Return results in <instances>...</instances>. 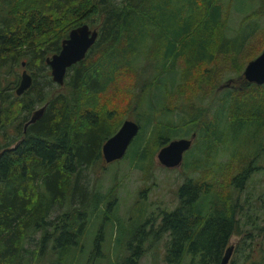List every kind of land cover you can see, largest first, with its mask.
I'll return each mask as SVG.
<instances>
[{
	"label": "trees",
	"instance_id": "trees-1",
	"mask_svg": "<svg viewBox=\"0 0 264 264\" xmlns=\"http://www.w3.org/2000/svg\"><path fill=\"white\" fill-rule=\"evenodd\" d=\"M256 3L231 37L230 6L220 0H0V150L17 142L0 154V264H37L48 250L57 253L50 264H67L70 248L85 231L86 212L88 220L102 202L115 201L112 186L107 193L92 191L80 184L78 173L103 160L101 145L119 127L114 109L98 101L120 73L132 79L130 108L136 110L145 97L148 105V112H136L139 130L123 157L142 168L172 137L196 136L183 156L189 174L177 187V203L160 212L154 230L156 218L148 230L145 221L134 226L126 253L113 264H139L146 239L163 233L169 235L168 264H219L233 234L239 237L227 264H238L240 258V264H264V245L257 241L264 231V188L244 202L232 192L217 195L215 169L206 166L211 154L233 144L227 162L237 169L228 181L238 191L263 168L257 159L264 151V82L242 76L246 63L264 47L259 22L264 0ZM82 23L96 28L98 37L84 58L67 68L63 83H56L45 57ZM23 63L32 82L18 95L20 78L11 81L1 72L15 76L16 66ZM171 73L175 79L167 85L164 79ZM159 87L163 91L156 105L152 96ZM36 105H44V111L24 130ZM153 109L180 115L160 118ZM253 142L251 152H238L239 146ZM74 181L84 191L82 199L92 192L79 205L68 198ZM63 203L70 208L51 217L56 204ZM244 203L251 207L249 213L243 211ZM101 237L102 226L93 251ZM31 243L36 246L28 248Z\"/></svg>",
	"mask_w": 264,
	"mask_h": 264
},
{
	"label": "rangeland",
	"instance_id": "rangeland-1",
	"mask_svg": "<svg viewBox=\"0 0 264 264\" xmlns=\"http://www.w3.org/2000/svg\"><path fill=\"white\" fill-rule=\"evenodd\" d=\"M220 1L230 6L227 35L232 37L237 32L240 18L254 6L256 7L257 0ZM259 22L260 26H264V17L260 18ZM23 69H26L28 72L30 71L23 63L16 66L15 76L10 77V74L5 71L1 72V74L3 77L7 79L10 78L11 81H14L16 78H20ZM167 76L168 78H165L164 81L167 85H171L175 79L174 74L171 73ZM131 83L132 79L130 74L120 73L114 85L111 87V84L109 88L99 96V106L108 107L107 109H114L113 120L115 122L120 120L117 125H120L122 120L126 117H131L136 120L138 116L136 113L137 111L147 110L148 112L146 97L136 110L130 108V105L131 107L133 105L129 99ZM136 89L137 87L135 86L133 90ZM162 91L163 87L154 89V94L152 96L153 104L156 103L157 105L158 102L161 101ZM133 100L134 98H132V101ZM216 105L217 102L215 101L211 108L213 109ZM40 106L42 105H36L34 109ZM153 110L154 116L160 118L167 117L176 120L180 115L177 112L171 114L167 111L160 112L158 109ZM223 112L225 111L223 110ZM224 121L223 119L222 123H224ZM195 136L196 133L189 132L187 135H176L172 138L192 137L191 146L187 149L189 150L195 141ZM262 138L264 139V132ZM240 142L241 139L238 140V143ZM232 147L233 144L228 150L221 149L215 156L211 154L207 160L206 166H208V169H215V173L212 175L213 190L220 196H226L229 192H232L234 195L240 196L241 202H244L246 199H244L245 196L254 200V196L264 188V151L261 153V155L263 154L262 157L257 159V163L262 165L263 168L254 175L252 174L244 190L238 191L231 188L228 181L230 175L237 169L235 165L227 162L231 159L228 153ZM254 147V142L252 145L245 144L238 147V152L240 154H248L246 151L253 150ZM159 148L160 147L155 150L150 159L142 164V168L136 164V161H130L128 158L122 156L110 162L102 160L97 163L88 164L80 170L78 173L80 184H88V187L93 189L92 191H98L101 194L107 193L109 187L112 186L111 188L116 198L115 201L109 205L102 202L97 210H93L90 213L88 220L86 218L88 211L86 212L84 215L85 220L82 222V227L85 228V231L81 239L70 248L71 254L69 255L70 259L67 264H113L115 260L119 257L121 258L126 253L125 246L130 240L129 231L134 226L142 224L145 221L146 223L144 226L148 230L151 220L156 218L157 221H154L153 225L154 230V227L159 221L160 212L162 213L164 210H170L175 206L177 203V187L185 176L189 174V170L182 165L184 161L183 157L178 165L172 167L161 164L156 157ZM187 150L183 152V156ZM190 154V152L187 153V155ZM202 154L204 155V153ZM234 161L236 164V157H234ZM191 174H193V172H191L190 175ZM77 181H74L75 184L71 191L70 187L68 189V191H70V193H68V198L72 199V201H70L72 205H79L80 203L86 202L92 193L89 191V194H86L82 199L81 193H84V191L78 189V187L76 188ZM247 204L244 203L243 211L249 213L251 207ZM204 207L207 209L208 204L205 203ZM69 208V205L66 203L65 205L64 203L56 204L50 215L52 217L56 213ZM256 214L259 216L258 222L261 225L262 220L259 206L256 207ZM239 217L240 219H244L243 215H239ZM248 225L249 224H247V226ZM100 226H102V237L99 240V246L93 251V240ZM168 237V233H163L160 238L157 239L149 236L144 243L145 250L140 257L139 264H168L164 260L165 245ZM238 237L239 235L233 234L230 238L231 244H234ZM257 241L260 242L261 245H264V231L257 237ZM34 246H36V244L31 243L28 248H33ZM55 256H57V253H51L50 250H48L39 258L37 264H50ZM253 257L256 258V255H253ZM237 263H241V258L238 259ZM185 264H187V261Z\"/></svg>",
	"mask_w": 264,
	"mask_h": 264
},
{
	"label": "water",
	"instance_id": "water-1",
	"mask_svg": "<svg viewBox=\"0 0 264 264\" xmlns=\"http://www.w3.org/2000/svg\"><path fill=\"white\" fill-rule=\"evenodd\" d=\"M98 37L96 28H90L87 23H82L69 30L67 37L62 39L60 49L45 57L48 64L52 79L62 84L64 81L67 68L84 58L88 49L92 47ZM242 76L248 82L261 84L264 82V47L261 51L251 58L243 68ZM32 78L30 73L23 69L20 80L15 88L16 94H22L31 84ZM44 111V105L33 110L29 119L24 123V130L28 123L38 119ZM139 130V123L131 117L122 120L119 127L109 135L101 145V153L105 162H110L121 158L130 144L132 138ZM192 142V137H177L170 139L162 145L156 157L164 166L172 167L178 165L183 157V152L187 150ZM17 142L4 149H11L16 146ZM0 150V154L4 151ZM233 245L229 244L220 260L219 264H227L232 252Z\"/></svg>",
	"mask_w": 264,
	"mask_h": 264
},
{
	"label": "flooded vegetation",
	"instance_id": "flooded-vegetation-1",
	"mask_svg": "<svg viewBox=\"0 0 264 264\" xmlns=\"http://www.w3.org/2000/svg\"><path fill=\"white\" fill-rule=\"evenodd\" d=\"M44 107H45V106H44ZM32 112H33V111H32ZM31 114H32V113H31ZM31 114H30V115H31ZM29 117H30V116H29ZM28 119H29V118H28Z\"/></svg>",
	"mask_w": 264,
	"mask_h": 264
},
{
	"label": "bare ground",
	"instance_id": "bare-ground-1",
	"mask_svg": "<svg viewBox=\"0 0 264 264\" xmlns=\"http://www.w3.org/2000/svg\"><path fill=\"white\" fill-rule=\"evenodd\" d=\"M45 113V112H44Z\"/></svg>",
	"mask_w": 264,
	"mask_h": 264
}]
</instances>
